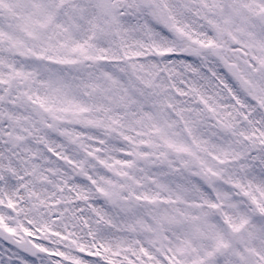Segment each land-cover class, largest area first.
I'll list each match as a JSON object with an SVG mask.
<instances>
[{
	"label": "snow or ice",
	"instance_id": "1",
	"mask_svg": "<svg viewBox=\"0 0 264 264\" xmlns=\"http://www.w3.org/2000/svg\"><path fill=\"white\" fill-rule=\"evenodd\" d=\"M0 264H264V0H0Z\"/></svg>",
	"mask_w": 264,
	"mask_h": 264
}]
</instances>
